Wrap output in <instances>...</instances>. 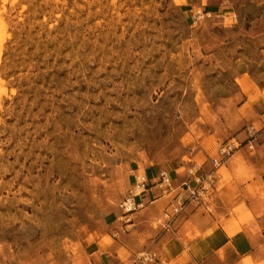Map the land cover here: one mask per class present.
<instances>
[{
    "label": "rangeland",
    "instance_id": "obj_1",
    "mask_svg": "<svg viewBox=\"0 0 264 264\" xmlns=\"http://www.w3.org/2000/svg\"><path fill=\"white\" fill-rule=\"evenodd\" d=\"M254 91L264 0H0V264H102L134 176L208 171Z\"/></svg>",
    "mask_w": 264,
    "mask_h": 264
},
{
    "label": "crops",
    "instance_id": "obj_2",
    "mask_svg": "<svg viewBox=\"0 0 264 264\" xmlns=\"http://www.w3.org/2000/svg\"><path fill=\"white\" fill-rule=\"evenodd\" d=\"M252 97L243 96L239 108L251 102L261 120L264 96L254 91ZM243 134L244 130L236 137L243 139ZM255 143V155L240 153L250 151L244 145L217 167L218 173L224 166L226 174H218L215 190L203 204L189 203L168 227L153 226L150 214H156V221L177 200L169 199L160 211L153 204L166 195L154 198L158 192L155 187L149 189L146 198L150 202L132 214V223L116 231L118 238L105 252L102 264H129L136 251L143 248L157 252L154 264H264V135ZM207 159L205 167L211 169ZM173 178L177 185L183 181ZM148 208L151 211H145ZM122 249L130 253L127 262Z\"/></svg>",
    "mask_w": 264,
    "mask_h": 264
},
{
    "label": "built area",
    "instance_id": "obj_3",
    "mask_svg": "<svg viewBox=\"0 0 264 264\" xmlns=\"http://www.w3.org/2000/svg\"><path fill=\"white\" fill-rule=\"evenodd\" d=\"M196 12L200 15V9ZM262 125L257 127L251 123L246 125L244 132L245 138L232 137V142H223L217 150V155L212 158L213 167L208 171H201L198 167H192L189 170V177L181 181L180 184L174 182L173 176L167 170L159 171L155 181H148L145 175H135L134 180L128 188L125 196L119 203L121 218L124 223H132V214L147 205V193L149 189L155 187L158 195H173L176 199L175 204L165 209L162 216L157 219L159 225L168 227L173 219L184 210L189 203L196 206L203 204L206 198L215 190L218 175L216 168L221 166L229 156L244 145L254 148L253 140L258 136L264 135V116L261 119ZM158 260V254L151 248H143L137 251L133 256L131 264H154Z\"/></svg>",
    "mask_w": 264,
    "mask_h": 264
},
{
    "label": "bare ground",
    "instance_id": "obj_4",
    "mask_svg": "<svg viewBox=\"0 0 264 264\" xmlns=\"http://www.w3.org/2000/svg\"><path fill=\"white\" fill-rule=\"evenodd\" d=\"M255 125H256V124H255ZM256 126L258 127V125H256ZM244 137H245V132H244ZM244 137H243V138H244ZM231 140H233V138H231V139H228V140H227V142L231 143V142H232ZM254 141H256V139H255V140H253V143H254ZM246 146H249V145H246Z\"/></svg>",
    "mask_w": 264,
    "mask_h": 264
}]
</instances>
